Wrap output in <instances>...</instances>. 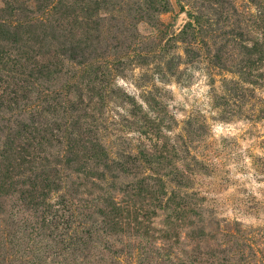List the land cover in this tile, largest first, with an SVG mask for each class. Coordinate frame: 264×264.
I'll return each instance as SVG.
<instances>
[{"label": "rangeland", "instance_id": "374dc122", "mask_svg": "<svg viewBox=\"0 0 264 264\" xmlns=\"http://www.w3.org/2000/svg\"><path fill=\"white\" fill-rule=\"evenodd\" d=\"M0 29V264H264V0H0Z\"/></svg>", "mask_w": 264, "mask_h": 264}, {"label": "trees", "instance_id": "16d2710c", "mask_svg": "<svg viewBox=\"0 0 264 264\" xmlns=\"http://www.w3.org/2000/svg\"><path fill=\"white\" fill-rule=\"evenodd\" d=\"M4 4H7V2L6 3L4 2ZM7 32H8V30H6V29H0V37H1L0 40H7V38L4 37V35H3V34H7ZM91 150L93 151L94 154H100V155H102V153H103L101 149H98V148H95V147L91 148ZM185 203L186 202L184 201L182 203V205L184 206Z\"/></svg>", "mask_w": 264, "mask_h": 264}]
</instances>
